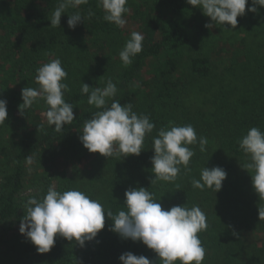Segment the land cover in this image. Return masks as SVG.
I'll return each mask as SVG.
<instances>
[{"label":"trees","instance_id":"obj_1","mask_svg":"<svg viewBox=\"0 0 264 264\" xmlns=\"http://www.w3.org/2000/svg\"><path fill=\"white\" fill-rule=\"evenodd\" d=\"M31 1L0 0V99L7 101L8 110L7 120L0 124V234L12 219L26 215L28 198H42L53 184L60 192L80 190L114 214L126 206V191L143 187L163 209L195 205L203 210L208 226L198 234L206 252L202 264H264V238L261 245L252 246L247 236L250 231L264 230V221L259 219L264 200L253 188L252 171L243 168L249 157L239 147V140L252 127L264 131V29L244 31L243 43L248 42L241 63H248L250 78L238 83L243 90L241 97L236 95L237 88L223 92L219 99L223 103L210 112L203 106L187 105V98L194 84L226 78L223 64L218 66L206 50L209 38L221 29L215 23L212 29L206 28L213 23L211 19L187 0H139L146 14L140 3L128 0L127 15L143 20L146 36L142 52L127 66L119 53L130 36L103 19L105 13L98 0L78 9L68 8L60 27H52L50 22L60 0H41L39 7ZM89 10L95 13L91 19H87ZM76 11L85 21L73 30L67 21ZM233 57L236 62L242 58L237 59V49L228 58L231 63H235ZM56 58L67 72L64 82L70 91L64 93V99L73 105L76 118L59 133L47 123L44 114L48 105L43 99L31 108L32 119L28 110L24 115L19 110L22 89L38 88L37 69ZM236 68L238 65L229 69L234 72ZM109 79L118 91L108 98V106L113 100L131 104L134 112L149 116L155 124L139 156L105 157L75 143V138L82 136L85 121L98 111L82 94V83L102 88ZM170 124L192 125L198 137L207 138L206 151L201 152L198 143L189 145L195 152L191 171L185 173L182 167L175 182L152 184L153 137ZM213 138L216 148L210 144ZM61 154L76 159L78 167H71L66 159L63 166L55 168ZM29 158L34 163L33 176L39 175L41 180L34 185V192L24 197ZM85 161L91 167L82 169ZM37 164L47 167L50 175ZM204 167L226 171L227 179L218 193L193 188L192 180L200 178ZM112 227L113 221L105 214L104 229L84 247L72 241L55 242L49 253L39 254L30 241L24 242L26 248L17 254L14 244L6 251L0 248V264H121L120 256L129 252L160 264L153 250L142 242L123 239Z\"/></svg>","mask_w":264,"mask_h":264},{"label":"clouds","instance_id":"obj_2","mask_svg":"<svg viewBox=\"0 0 264 264\" xmlns=\"http://www.w3.org/2000/svg\"><path fill=\"white\" fill-rule=\"evenodd\" d=\"M88 0H60L51 13V26L60 27L61 17L68 8L78 9L87 4ZM187 3L202 10L213 23L205 27L212 29L213 24L231 25L233 29L238 24V17L245 15L249 0H187ZM252 7L247 10L258 11L257 5L264 7V0H251ZM98 5L104 11L103 19L120 29L128 23L125 18L129 13L128 0H98ZM95 15L89 10L87 19ZM85 17L79 11L69 15L67 21L70 29H75ZM144 35L132 31L130 39L119 53V58L125 66L130 65L135 56L143 50ZM67 72L62 67L59 58L52 59L37 69L35 77L38 88L22 89L23 103L20 112L27 110L40 99L48 105L44 114L47 123L54 126L59 133L65 125L71 124L75 118L73 105L64 99V93L70 91ZM117 87L111 79L105 87L90 88L82 83L81 92L88 96V104L96 111L92 118L85 121L82 129L81 143L90 153H99L105 157L139 156L143 151L146 136L151 135L155 124L149 116L137 114L131 104L121 105L113 100L107 105L108 98L115 97ZM28 113V112H27ZM8 118L7 101L0 99V124ZM199 144L200 151H206L207 138L198 137L192 125L161 128L153 137L154 156L152 172L155 180L175 182L181 173L191 171L189 165L195 152L189 145ZM240 149L249 157V162L243 165L247 171H252V184L260 200H264V131L252 127L239 140ZM29 158V163H31ZM227 173L223 168L214 167L201 169L200 178L192 180L194 189L221 191ZM179 188V185H177ZM126 206L115 214L110 208L97 199H92L86 193L70 189L63 192L51 185L42 198L30 197L26 202V215L20 224V233L30 240L39 254L49 253L55 245L57 236L68 241L75 240L81 247L86 242L96 239L98 233L105 227V214L113 221L112 231L123 239L142 242L153 250L160 259V264H202L205 259V249L199 238V233L207 229L206 214L199 206H173L163 209L156 201L153 193L145 188L129 189L125 192ZM259 219L264 221V207L259 206ZM121 264H153L145 256H136L131 252L120 256Z\"/></svg>","mask_w":264,"mask_h":264},{"label":"rangeland","instance_id":"obj_3","mask_svg":"<svg viewBox=\"0 0 264 264\" xmlns=\"http://www.w3.org/2000/svg\"><path fill=\"white\" fill-rule=\"evenodd\" d=\"M39 1L41 0H32L30 3L33 5H38L40 6ZM90 1V0H88ZM136 3L139 4V8L142 9V11L146 14V10L144 9V6L141 4L139 0H136ZM251 0H249L248 5H246V12L245 15L238 17V24L235 29L232 28L231 25H226L225 27L228 30H224L223 26L219 25V28L221 29L220 33L211 36L209 38V44L206 47V50L212 55L213 58H215L218 62V66H221L223 64L224 70L227 73L226 78L222 80H215L213 82H204V83H198L194 84L192 86L191 93L189 94L187 98V105H192V106H203L205 107L206 111L209 110L210 112H214L218 110L217 107H219L222 103L223 100H219L221 97H223V92H229L230 90L237 88L236 89V95L238 97H241L242 95V88L241 84H238L239 82L244 81L246 78L249 77V71L247 69L248 63L244 62L241 63L244 57V53L242 52L244 45L246 43H243V40L245 38V32L248 29H264V7L256 6L258 11L256 13L250 12L247 9L252 7ZM127 19L128 23L126 27L123 29V33L125 35H131L132 31H139L141 32L144 37L146 36V28L143 26V20L139 21L138 18L134 17L133 15H127L125 16ZM260 41V40H259ZM235 49H237V59H241L236 62V57H233V61L235 63H231L228 58L231 55V52H234ZM92 53L95 54L97 51L94 49L92 50ZM232 65H238V68L233 72L231 69H229ZM250 78V77H249ZM253 84V83H251ZM233 96L234 98L236 97ZM244 95V94H243ZM33 107V106H32ZM195 109V108H193ZM29 114V119H32L33 115L31 112L34 110L29 109L28 110ZM28 119V120H29ZM30 121V120H29ZM31 124V123H30ZM75 143H78L79 145L83 146L81 143L80 137L75 138ZM213 148H216V139H212L210 142ZM68 160V164H70L71 167L77 166L78 163L76 159L73 160V157H68L67 155H59L57 157V160L55 163L59 162L58 166L55 168H58L60 166H63V162L65 160ZM84 161V160H83ZM53 162V161H52ZM88 162V161H87ZM85 161L80 167L82 169H86L91 167V164H87ZM34 163H29L28 164V185L27 188L25 189V192L23 193V196L26 197L30 195L34 190V185H38L36 182L41 180V177L38 175L33 176V170L31 166H33ZM51 165V164H50ZM36 166H39L40 168L42 167L43 169L47 172V167H44L43 164H37ZM42 170V169H41ZM58 171V169L55 170V172ZM51 172L47 173L50 175ZM35 174V173H34ZM47 175V176H48ZM32 179V180H31ZM53 180V178L51 177ZM23 215L20 214L18 217L12 219L9 224L6 225L5 230H1L0 234V248L4 251L7 250L8 247H12L13 244L16 246L15 247V252L18 253L19 251L21 252L22 249L26 248V244L24 242L29 243L30 240L26 238V236L22 235L20 233V224L23 219ZM9 226H11L10 229L6 230ZM248 241L249 245L255 246V245H261V241L264 238V230L260 228L258 231H250L248 234ZM66 242L68 240L57 236L55 242ZM72 242H75L79 247H81L75 240ZM9 243V244H8Z\"/></svg>","mask_w":264,"mask_h":264}]
</instances>
